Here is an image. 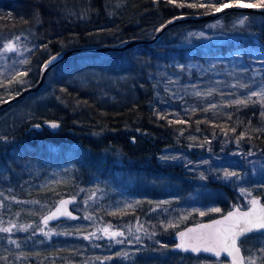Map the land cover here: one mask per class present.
I'll list each match as a JSON object with an SVG mask.
<instances>
[{
  "label": "trees",
  "instance_id": "obj_1",
  "mask_svg": "<svg viewBox=\"0 0 264 264\" xmlns=\"http://www.w3.org/2000/svg\"><path fill=\"white\" fill-rule=\"evenodd\" d=\"M201 2L0 0V36L19 35V42L28 47V63L17 70L27 75L17 77L16 72L1 80L0 101L33 86L42 64L61 50L150 39L174 16L212 12L206 7L177 6ZM255 2L259 0H240ZM190 34H206L218 41L200 39L188 46L185 40ZM229 58L241 62L240 72H220L218 83L213 71L202 73L209 62ZM91 71L96 73L92 83L84 86L75 80ZM260 77H264V16L236 13L209 23L175 26L153 45L81 54L57 65L38 94L8 108L41 97L34 102L31 117L0 134L6 137L0 140V227L14 225L11 232H0V264H172V256L179 257L170 250L174 233L238 206L243 184L250 197L264 203V169L256 174L250 169L252 177L236 183L233 178L231 184L217 178L224 167L239 173L243 169L221 159L231 144L264 164V103L256 97L246 104L233 103L256 90ZM45 121L59 122L60 131L51 134L41 125ZM224 137L233 142L225 143L222 153L218 146ZM72 143H78L79 150L69 155L63 148ZM54 144L61 148L54 150ZM167 151L194 162L208 159L210 165L195 162L197 179L183 164L163 162L161 154ZM100 156L103 161L97 160ZM57 167L65 168L67 176L53 186H39ZM70 189L81 194L86 213L78 220L50 225L64 227L63 236H45L41 214L61 195L69 196ZM83 215L89 219L84 221ZM132 224L137 227L135 235L121 230ZM108 226L109 231L123 233L116 238L123 243L105 237L102 230ZM22 227L27 230L21 231ZM91 233L96 236L83 238ZM153 242L166 246L161 256L148 252ZM258 263L264 264V255Z\"/></svg>",
  "mask_w": 264,
  "mask_h": 264
},
{
  "label": "rangeland",
  "instance_id": "obj_2",
  "mask_svg": "<svg viewBox=\"0 0 264 264\" xmlns=\"http://www.w3.org/2000/svg\"><path fill=\"white\" fill-rule=\"evenodd\" d=\"M17 36H19V35H17ZM14 37H16V36H13V35H2V36H0V49L3 48V45L5 43H7L9 40L13 39ZM200 39L203 42L218 41V39L214 36H210V35H206V34H203L202 36L200 34H190L186 38L185 44L188 46H193L196 44L195 42L201 41ZM219 41H221L220 38H219ZM23 43H24L23 41L22 42H19V41L15 42V46L17 48L16 52L6 53V54L0 52V81L1 80L4 81L8 77H12V75H14L17 72V70H20L22 68L23 64H21L19 61L25 60L26 54L28 52V47H25ZM10 60L11 61L13 60V61L9 62ZM240 69H241V62L237 59L229 58V59L214 60L212 62H209L208 68L207 69L203 68L202 73L209 74V73H211L209 70L213 71V73L215 74L213 76L216 79V81H214V82L218 83L217 82L219 80L218 74L220 72H224L225 74L227 72H236V71L240 72ZM254 70H256V69L254 68ZM253 74L254 73H251V75H253ZM95 78H96V73L91 71V72H88L87 74L83 73L81 75H77L75 77V80L78 81V83L80 85L86 86V85L92 83L93 79H95ZM257 84L258 85H264V77H260V79H258V81H257ZM258 85H257L256 90H254V91L260 90ZM36 98L37 97L33 98L31 100L32 101L31 103H28V104H25L22 106H18V107L12 108V109H8L5 113L1 114L0 115V134L7 132V131H10L14 128H17L19 126V124L22 123L27 117H31V115L34 111V108H35V104H36L34 102L41 99V97L38 99H36ZM256 100L261 102L262 104L264 103V101H261L259 97H256ZM262 108H264V106H262ZM231 141L233 142V140H226L225 137L221 139V144L219 143L218 147L220 148V146H221L220 149H221L222 153L224 152L223 145H225V143H226V145H229ZM231 145H235V144H231ZM231 145L228 146V150L224 152L225 154L223 155V157L221 159L225 160L226 162L234 161L236 164L240 165L241 168H243L242 171L240 172L241 179H239L233 183L240 182L243 178L252 177V175L250 174V169H251L253 174H256L258 172L257 169H259L260 171H263V169H264V164L262 163L263 161H260L259 159L253 157L252 155H250V158H248L249 156L247 153H244V151L241 152L239 149H233L231 147ZM64 146L67 147V148H63L64 151H67L69 153V155L73 152L77 153L79 150V148H78L79 144L78 143H75V144L72 143V144H68V145H64ZM52 148L54 150H56V149L61 148V147H59L58 144H54L52 146ZM72 149H74V150H72ZM84 152H85V150H84ZM100 155H103V151L100 152ZM161 155H162V157H169V159H162L163 162L170 163L171 165H174V164L175 165H180V164L182 165L183 164L182 166H184V168H186L187 171H191L197 179H200V177H199L200 175L195 173V172H198L197 170L199 168L195 164V162L198 161L199 159L198 160L196 159V161L194 162V161H191V159L189 157L185 158V156L183 154H179V155H177V159L173 160V159H170V157L175 156V153L169 152V151L164 152ZM103 158H105V157L100 156L97 160L103 161L104 160ZM203 161H205V160H201V162L199 160L198 165H201V166L206 165L203 163ZM206 161H208L207 164L210 165V161L208 159H206ZM113 162H115V161L113 160ZM196 166H197V168H196ZM70 168H72V165L68 164V169H67L68 172H70L69 171ZM53 171H54V173L48 174L44 179L45 181L42 184H38V185L39 186H45V185L46 186H48V185L53 186L58 181L63 180L67 176V173H66V175L64 174V171H66L65 168L57 167ZM234 180H236V179L234 178ZM223 182L225 184H231L232 181L231 182L223 181ZM242 182L245 183V181H242ZM245 185L246 184H243L242 185L243 187L241 188V189H244V192H242L241 189L239 190V192H241L240 200L238 203L239 207L248 206L250 204L249 201L252 199V197H250L248 195V193L249 192L251 193V191L248 190V188H246L248 186H245ZM69 192L71 193L69 196L73 198L72 209H74L75 212L80 214V215L86 213L87 205L86 206H84V205L87 203L83 199H81V201H79V198L82 197L81 194L79 192H77L75 189H70ZM63 197H65V196L61 195L59 198H57L55 200L54 205L57 203L58 199H61ZM3 206L4 205H1V207H3ZM200 208H202V207L200 206ZM209 208H213V207H209ZM173 209H175V208H173ZM45 213H46V211L41 214V217ZM83 219H84V221H87L89 219V216L83 215ZM92 220H93V218H92ZM173 225H174V222L171 223L170 227L173 228L172 227ZM6 227H12V229H13V224H10L9 226H6ZM40 230L44 235H45V233H48L49 237L63 236L65 234V229L62 226L51 227L50 225H42ZM121 230H124V233H126L128 235L129 234L135 235V232H136L135 230H137V227H136V225L132 224V225H129V227L123 228ZM113 231H114V229H113ZM45 236H47V235H45ZM105 237L107 238L106 235H105ZM253 240H251V241H253ZM251 241L246 243V245H245V248L247 250V255L255 256V257H256V255L261 256V253L257 250L256 247L258 245H259V247L264 245V236L262 239H257L255 244L253 242L251 243ZM158 243L159 242H153L151 247L148 248V252L150 251L154 255H160L161 256L164 252V247H160L158 245ZM252 244H254V246H252ZM177 255H179V257H177V258L172 256V261H173L172 264H227L228 263L224 259H209V258H206L204 256H190L189 254H188V256H186L185 254H177ZM165 259H166V261H169V258L167 257V255H166ZM256 264H259L258 258H256Z\"/></svg>",
  "mask_w": 264,
  "mask_h": 264
},
{
  "label": "snow or ice",
  "instance_id": "obj_3",
  "mask_svg": "<svg viewBox=\"0 0 264 264\" xmlns=\"http://www.w3.org/2000/svg\"><path fill=\"white\" fill-rule=\"evenodd\" d=\"M155 3L156 0H153ZM176 0H168V3H175ZM178 7H206L211 11L219 12L224 8L231 7H245V8H260L264 9V0H259V2L255 3H240V0H202L201 3H179ZM247 17L240 20L238 23L243 25ZM172 21H168L171 23ZM164 25H161L160 28L156 29V31H160ZM201 36L203 34H200ZM20 37L16 36L13 39L9 40L7 43L3 45V48L0 49L2 53H12L16 52L17 48L15 46V42L19 41ZM46 47V46H45ZM57 57H52L51 60L45 62V68L52 63ZM21 64L28 63L27 60L19 61ZM247 71V69H244ZM17 77H23L27 75V72H17ZM12 81L10 80L9 83ZM16 83H24L22 79H16ZM255 83V81H254ZM242 88L248 87V85H240ZM259 91H251L250 95L247 96L245 100L237 99L233 101L235 104H246L252 97H259L261 101H264V85H258ZM64 91V89H61ZM201 93L197 92L196 95H200ZM210 94V93H209ZM19 95V92L17 93ZM255 102V101H253ZM0 103H7V101H0ZM264 106V105H262ZM160 119H165L164 116L159 115ZM264 116V112L261 113ZM182 123V121H180ZM49 127L52 129H56L59 127L56 122H46ZM171 123V121H170ZM35 127L39 128L40 125H35ZM241 138H243V134H241ZM0 140H6V137L0 136ZM249 155H252L250 152ZM161 159H169V157H161ZM170 159H177V157L173 156ZM204 164H207L208 161H203ZM218 179H222L226 182H231L233 178L236 180L241 179L240 173L237 171L229 170L228 167H224L221 174L217 176ZM201 179H205L203 173H201ZM261 187H264V184H261ZM244 192V189H241ZM251 196V193H248ZM69 203L68 201H60V205H64ZM138 203V202H137ZM162 203H169L168 201H163ZM249 203L251 204V208L248 211H241L239 208L234 211H230L227 215L223 216L222 219L213 220L210 224H200L197 225L196 228H188L186 232L178 233L180 237V243L176 245L177 249H181L183 251H191L193 253H212L215 256L219 257L222 252L226 253L231 257V264H256L255 256H242L241 255V245L247 241L250 233H259L264 235V205H261L259 200L256 198H252ZM131 207V205H128ZM155 210V209H153ZM213 212H220L219 208L211 209ZM60 212V208H57V211L51 213L50 215L44 217L45 223L48 220L54 219L57 213ZM205 212H200L199 215L204 216ZM186 218V217H185ZM14 227V225H13ZM108 226L104 228L102 231L109 239L115 240L116 243H123V241L116 239L123 235L122 232L119 231H109ZM21 231H26V227H22ZM12 231V227H0V232L8 233ZM48 235V233H45ZM90 236L95 237V233H91L90 235H86L83 238L88 240ZM99 239L100 237H96ZM11 243L15 244V240H11ZM161 247H166L165 245H161ZM261 255H264V246L259 249ZM119 255V253L117 254ZM127 256V253H124ZM107 259H111L108 257Z\"/></svg>",
  "mask_w": 264,
  "mask_h": 264
},
{
  "label": "water",
  "instance_id": "obj_4",
  "mask_svg": "<svg viewBox=\"0 0 264 264\" xmlns=\"http://www.w3.org/2000/svg\"><path fill=\"white\" fill-rule=\"evenodd\" d=\"M232 13L264 16V9L250 8V7L249 8L231 7V8H224L219 12L212 11V12L203 13V14L177 15V16L170 18L166 22H164L162 24V25H164V27L160 31H155L153 34V37L150 39H130V40H125V41L119 42L117 44L83 45V46H79V47H72V48H68L65 50H61V51L53 54L52 56H50L46 60V61H49V60H51L52 57H57L54 61H52V63H50L47 66V68H45V62L46 61L42 64L40 71H39L38 79L33 86L24 88L19 92V95L16 94V95L12 96L11 98L4 100V101H7V103H0V112L6 110L9 107H11L12 105L18 103L23 98H25L27 95L37 94L40 91V89L43 87V85L46 81V78L48 76V73L53 68H55L57 65H59L60 63H62L65 60H67L68 58H71V57L77 56V55H81V54H86V53L87 54H106V53H110V52L118 53V52H124V51L130 50V49H133L136 46H140V45H153V44H156L158 42L160 37L165 32H167L169 29H171L175 26L184 25V24L185 25H187V24H202V23L213 22V21H216V20L222 18L225 15L232 14ZM168 21H172V22L168 23ZM160 26L158 28H160ZM46 122H56V123H58L59 127L56 129H52L51 127H49L48 123H46ZM41 125L43 128L48 130L51 134H57L61 128L60 123L57 121H45V122H42ZM256 199L259 200L261 205H264V203L261 201V199L259 197H256ZM62 200L68 201L69 203L61 206L60 201H62ZM72 204H73V198L70 196H65V197L59 199L57 201V203L53 206V208L51 210H49L47 213H45L40 218V222L42 224H57L60 222H66V221H70V220H78L80 215L72 209ZM58 207L60 208V212L57 213L56 217L54 219L48 220L45 223L44 217L50 215L51 213L56 212ZM237 208H239V207L238 206H232L228 212H226L225 214H223L221 216H218V217L210 219V220L190 224V225L178 230L177 232L174 233V235L172 237L173 245L171 247V251L176 252V253H185V254H191V255H203L206 257L213 258V259L223 257L228 261L227 264H231V257L228 256L224 252H222L221 255L219 257H217L212 253H206V252L193 253L191 251H183L181 249H177L176 245L180 243V237L178 236V233L186 232L188 228H196V226L200 225V224H210L213 220L222 219L223 216L227 215L230 211H234ZM250 208H251V204L246 209H240V208L239 209L241 211H248ZM250 234H253V233H250ZM256 234H259V233H256ZM241 255L244 256L242 253V250H241Z\"/></svg>",
  "mask_w": 264,
  "mask_h": 264
},
{
  "label": "flooded vegetation",
  "instance_id": "obj_5",
  "mask_svg": "<svg viewBox=\"0 0 264 264\" xmlns=\"http://www.w3.org/2000/svg\"><path fill=\"white\" fill-rule=\"evenodd\" d=\"M248 206H245V207H239L240 209H245V208H247ZM263 238V235H261V234H256V233H253V234H250L249 235V238L247 239V241L245 242V243H243L242 245H241V250H242V253H243V255L245 256V257H248L249 255H247V250H246V248H245V245H246V243H248V242H250L251 240H253V241H251V243L253 242L254 244H255V242H256V240L257 239H262ZM254 244H252V246H254ZM257 248V250L259 251V249H260V247H259V245L256 247ZM185 254V253H184ZM255 254V253H254ZM186 255V254H185ZM190 255V254H189ZM256 255V254H255ZM193 256H199V255H193ZM256 257L257 258H259V255H256ZM219 259H224L225 261H227L225 258H219ZM228 262V261H227Z\"/></svg>",
  "mask_w": 264,
  "mask_h": 264
}]
</instances>
